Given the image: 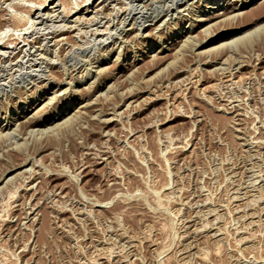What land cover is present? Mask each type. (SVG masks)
<instances>
[{
  "label": "rangeland",
  "instance_id": "1",
  "mask_svg": "<svg viewBox=\"0 0 264 264\" xmlns=\"http://www.w3.org/2000/svg\"><path fill=\"white\" fill-rule=\"evenodd\" d=\"M246 2L0 0V264H264Z\"/></svg>",
  "mask_w": 264,
  "mask_h": 264
},
{
  "label": "bare ground",
  "instance_id": "2",
  "mask_svg": "<svg viewBox=\"0 0 264 264\" xmlns=\"http://www.w3.org/2000/svg\"><path fill=\"white\" fill-rule=\"evenodd\" d=\"M86 1V0H85ZM252 1H255V0H247V2H246V4H248V3H251ZM224 4V3H223ZM223 4H222V6H223ZM153 5V4H152ZM244 5V4H243ZM132 6V5H131ZM137 6V5H136ZM165 6V5H164ZM117 8V7H116ZM126 10H128V9H126ZM13 11V10H12ZM70 11V10H69ZM127 12V11H126ZM164 12V11H163ZM179 12V11H178ZM37 13V12H36ZM101 13V12H100ZM109 13V12H108ZM166 14V13H165ZM52 15V14H51ZM114 15V14H113ZM57 16V15H56ZM232 16V15H231ZM100 17V16H99ZM228 18V17H227ZM153 19V18H152ZM88 20V19H87ZM223 20V19H222ZM221 20V21H222ZM226 20V19H225ZM82 21V20H81ZM84 21V20H83ZM30 22V21H29ZM28 22V23H29ZM162 22V21H161ZM220 22V21H219ZM17 23V22H16ZM85 24H88V23H85ZM214 24V23H213ZM227 25V24H226ZM100 26V25H99ZM109 26V25H108ZM67 27V26H66ZM130 28V27H129ZM106 35V34H105ZM188 36V35H187ZM191 37V36H190ZM20 38V37H19ZM192 38V37H191ZM25 40V39H24ZM186 42H187V40H186ZM13 43V42H12ZM177 53V52H176ZM180 55V54H179ZM19 56V55H18ZM38 57V56H37ZM174 57V56H173ZM237 71V70H236ZM48 104V103H47ZM31 107V106H30ZM94 110V109H93ZM99 112V111H98ZM21 113H23V112H21ZM20 113V114H21ZM63 114V113H62ZM76 116V115H75ZM94 116H96V115H94ZM119 116V115H118ZM78 117V116H77ZM79 118V117H78ZM82 118V117H81ZM111 118V117H110ZM31 124H33V123H31ZM16 128V127H15ZM32 132V131H31ZM8 134V133H7ZM6 134V135H7ZM13 134V133H12ZM12 134H10V135H12ZM16 135V134H15ZM2 136V135H1ZM4 137V136H3ZM13 137V136H12ZM9 138V137H8ZM24 138V137H23ZM5 142V141H4ZM7 147V146H6ZM17 147V146H16ZM89 147V146H88ZM9 149V148H8ZM13 149H15V148H13ZM7 150V149H6ZM16 150V149H15ZM14 150V151H15ZM20 150V149H19ZM16 154V153H15ZM99 161V160H98ZM19 166H21V165H19ZM10 171V170H9ZM33 185V184H32ZM10 198V197H9Z\"/></svg>",
  "mask_w": 264,
  "mask_h": 264
}]
</instances>
